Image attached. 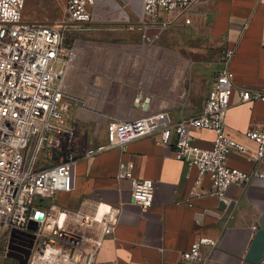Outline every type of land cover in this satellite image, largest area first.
I'll list each match as a JSON object with an SVG mask.
<instances>
[{
    "label": "built area",
    "instance_id": "built-area-1",
    "mask_svg": "<svg viewBox=\"0 0 264 264\" xmlns=\"http://www.w3.org/2000/svg\"><path fill=\"white\" fill-rule=\"evenodd\" d=\"M96 1L66 0L61 16L43 23L22 18L25 0H0V228L8 235L6 249L12 255L22 259L29 251L26 264H115L98 262L96 253L101 239L115 230L118 208L98 201L87 211H70L55 201L58 193L73 189L79 157L71 147L84 107L65 84V69L76 63L77 48L64 49L63 40L70 28H91ZM137 2L125 4L135 12L142 43L150 45L176 21L190 23L188 12L194 0ZM120 13L127 17L123 9ZM232 56V49L224 50L221 68L197 114L175 122L163 110L137 119L107 121L104 142L86 148L82 157L157 134V144L172 143L174 158L195 167L198 180L207 177L210 194L230 205L226 197L230 185L264 179V124L244 133L256 144L247 155L252 167L244 171L228 165L232 153H247L244 145L226 133L225 114L234 87L228 69ZM237 93L242 102L264 101V87L238 88ZM193 129L213 133L210 148L193 145ZM133 169L132 161H119L116 177L130 181L132 202L146 209L153 201L154 182L134 177ZM197 183L194 195L200 194ZM38 213H42L40 218ZM215 244L213 238L195 239L176 264L206 260L202 247Z\"/></svg>",
    "mask_w": 264,
    "mask_h": 264
},
{
    "label": "crops",
    "instance_id": "crops-1",
    "mask_svg": "<svg viewBox=\"0 0 264 264\" xmlns=\"http://www.w3.org/2000/svg\"><path fill=\"white\" fill-rule=\"evenodd\" d=\"M65 1L30 0L33 4L25 16L44 23L43 14L37 8L39 4L51 13L57 8V2L62 5ZM111 1L113 4L97 0L92 6L95 20L90 29L120 32L141 39L137 17L132 7L125 4L127 0ZM119 9H123L127 17L121 16ZM188 17L190 23L218 26L224 50H233L228 69L234 87L225 114L226 133L244 145L247 153H232L228 165L247 171L253 164L247 155L255 151L256 144L244 133L264 124V101L242 102L237 89L264 87V0H194ZM183 25L188 24L178 20L170 29ZM108 51L111 57L126 56L124 63L118 66L114 59L106 58L103 65L89 75L79 71L77 62L65 69L67 90L84 103L79 111L80 119L102 121L100 138L94 146L104 142L107 121L137 119L167 111L166 102L155 96L152 86L159 78V49L150 46ZM130 56L142 58L135 59L137 64H131ZM124 78H128L126 83L115 86V81ZM145 97L149 100L145 101ZM171 119L176 122L181 118L171 116ZM191 134L195 147L210 148L214 138L212 132L193 129ZM156 139L157 134L141 137L122 148L108 149L86 159L82 157L83 151L93 145L80 148L76 144L77 136L75 138L72 150L79 158L75 164L73 189L64 193L74 202L62 206L70 211H87L100 201L118 208L117 225L111 236L101 239L97 261L176 264L180 254L189 249L195 239L209 237L215 239L216 244L202 247L207 259L182 264H264V179L230 185L226 197L231 204L227 206L210 194L207 177L198 180L195 167H188L174 158L172 143L163 146L157 144ZM122 160L134 163V177L153 180L150 207L143 209L133 203L130 181L116 177L118 163ZM197 181L200 194L194 195L191 192ZM57 197L58 194L55 200ZM229 214L231 218L227 217Z\"/></svg>",
    "mask_w": 264,
    "mask_h": 264
},
{
    "label": "rangeland",
    "instance_id": "rangeland-1",
    "mask_svg": "<svg viewBox=\"0 0 264 264\" xmlns=\"http://www.w3.org/2000/svg\"><path fill=\"white\" fill-rule=\"evenodd\" d=\"M41 3V2H40ZM33 2L25 0L22 18L29 20L27 14ZM45 22L56 19L62 14V5L50 13L45 8L37 7ZM72 45L77 48V67L83 75L93 74L97 66H102L108 55V49L156 47L159 49V78L153 83L155 96L166 102L165 109L172 117L184 118L198 113L210 89L214 76L220 70L224 47L218 26L209 23L192 22L165 32L154 45L143 44L138 37H130L120 32H104L92 29L77 30L70 28L65 32L63 48ZM115 64L122 65L126 56H112ZM129 63L141 56H130ZM76 64V63H75ZM128 81L124 78L115 81V86H122ZM94 82V81H93ZM66 84V82H65ZM101 85V83H98ZM67 89H69L66 84ZM100 120H78L76 144L80 148L94 146L100 138ZM89 148V147H88ZM73 147H71V150ZM73 151V150H72ZM61 205H72L74 199L64 193H58L55 200ZM8 235L0 228V264H15L7 248Z\"/></svg>",
    "mask_w": 264,
    "mask_h": 264
},
{
    "label": "water",
    "instance_id": "water-1",
    "mask_svg": "<svg viewBox=\"0 0 264 264\" xmlns=\"http://www.w3.org/2000/svg\"><path fill=\"white\" fill-rule=\"evenodd\" d=\"M149 100V97H145V101H148ZM41 215H42V213H38L37 214V216L40 218L41 217ZM28 255H29V251H27L26 253H25V256H24V258H17V257H15L14 255H12L11 253L9 254V256L10 257H12V258H14V259H17L18 261H19V264H26V260H27V258H28Z\"/></svg>",
    "mask_w": 264,
    "mask_h": 264
},
{
    "label": "bare ground",
    "instance_id": "bare-ground-1",
    "mask_svg": "<svg viewBox=\"0 0 264 264\" xmlns=\"http://www.w3.org/2000/svg\"><path fill=\"white\" fill-rule=\"evenodd\" d=\"M120 10V9H119ZM120 19V18H119Z\"/></svg>",
    "mask_w": 264,
    "mask_h": 264
}]
</instances>
